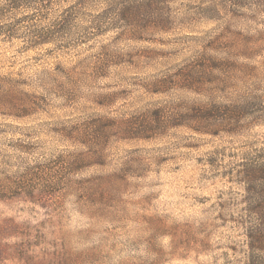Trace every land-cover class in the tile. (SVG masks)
<instances>
[{"label":"rangeland","instance_id":"obj_1","mask_svg":"<svg viewBox=\"0 0 264 264\" xmlns=\"http://www.w3.org/2000/svg\"><path fill=\"white\" fill-rule=\"evenodd\" d=\"M149 2L0 0V264H264V0Z\"/></svg>","mask_w":264,"mask_h":264},{"label":"trees","instance_id":"obj_2","mask_svg":"<svg viewBox=\"0 0 264 264\" xmlns=\"http://www.w3.org/2000/svg\"><path fill=\"white\" fill-rule=\"evenodd\" d=\"M11 1L16 6V5L21 4L22 0H11ZM149 1L151 0H146V2H149ZM142 3H145V2H142ZM146 4H140L139 6H135L131 8L127 7L124 9L123 14L127 19H130L134 17L135 15L141 13L142 8L148 7ZM12 32L13 31H10V30L2 31V29H0V37L2 35L11 36ZM48 36H50L48 33L47 34L37 33L33 35V39L30 40V43L32 44V46L35 47V46L53 42L52 39ZM242 174H243L242 182H244L245 185H251L257 179L262 180L264 182V164L256 166V167H251L248 170L243 171ZM258 211H259L258 214L260 215L261 220L264 221V207L262 206Z\"/></svg>","mask_w":264,"mask_h":264}]
</instances>
